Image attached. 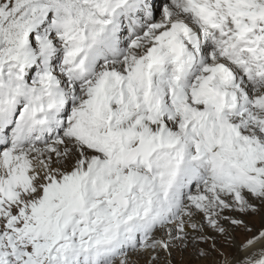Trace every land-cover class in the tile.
<instances>
[{"label":"snow or ice","instance_id":"obj_1","mask_svg":"<svg viewBox=\"0 0 264 264\" xmlns=\"http://www.w3.org/2000/svg\"><path fill=\"white\" fill-rule=\"evenodd\" d=\"M193 261L264 264V0H0V264Z\"/></svg>","mask_w":264,"mask_h":264},{"label":"rangeland","instance_id":"obj_2","mask_svg":"<svg viewBox=\"0 0 264 264\" xmlns=\"http://www.w3.org/2000/svg\"><path fill=\"white\" fill-rule=\"evenodd\" d=\"M258 218H259V217H249L248 219L250 220V222H251L255 227H257L256 224L254 223V221L256 222ZM240 238H242V235L238 233V239H240ZM193 264H195V261H193Z\"/></svg>","mask_w":264,"mask_h":264},{"label":"bare ground","instance_id":"obj_3","mask_svg":"<svg viewBox=\"0 0 264 264\" xmlns=\"http://www.w3.org/2000/svg\"><path fill=\"white\" fill-rule=\"evenodd\" d=\"M254 223H255V224H256V226L258 227V226H259V224H260V218H258L256 222L254 221ZM185 258H186V259H188V256H187V254H185Z\"/></svg>","mask_w":264,"mask_h":264}]
</instances>
